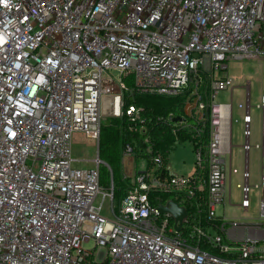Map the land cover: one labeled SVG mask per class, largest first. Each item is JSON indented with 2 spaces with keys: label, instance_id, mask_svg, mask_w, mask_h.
Masks as SVG:
<instances>
[{
  "label": "built area",
  "instance_id": "1",
  "mask_svg": "<svg viewBox=\"0 0 264 264\" xmlns=\"http://www.w3.org/2000/svg\"><path fill=\"white\" fill-rule=\"evenodd\" d=\"M254 59L264 0H0V264H264V92L256 145L250 82L239 146L233 98L218 101L234 90L229 61ZM135 94L184 100L157 114L127 105ZM105 117L124 133L119 210L100 180ZM76 134L99 149L91 168L73 167ZM181 144L195 155L188 174L171 162ZM256 189L261 223L226 217L227 205L249 212ZM169 202L186 209L180 230L159 211Z\"/></svg>",
  "mask_w": 264,
  "mask_h": 264
},
{
  "label": "rangeland",
  "instance_id": "2",
  "mask_svg": "<svg viewBox=\"0 0 264 264\" xmlns=\"http://www.w3.org/2000/svg\"><path fill=\"white\" fill-rule=\"evenodd\" d=\"M228 73L229 76L233 79L234 90L231 94L229 91L220 92L218 95V101L223 104H230L231 98H233V111H234V122H233V143L235 146H239L242 143V113L239 109L238 105L245 101V95L247 91V86L250 82V92H251V100L252 105L254 106V135L252 138L253 145L261 143V136L259 133V125H260V111L256 108V106L260 105L261 95L264 92V59H254V60H231L228 63ZM115 77L119 78L118 72H113ZM112 121L111 117H105L102 121L103 126L107 124V122ZM234 167L242 170L243 163L241 158V152L239 148H234ZM99 156V149L91 140L85 138L83 134H76L74 137L73 143V157L77 159L74 163V168L78 169H88L94 166L93 160ZM103 161V160H102ZM104 162V161H103ZM171 162L173 165V169L176 174H188L195 162L194 151L191 147H183V145H178L175 150L171 151ZM106 167V166H102ZM250 171L252 175H259L261 172V159H260V151L254 150L251 153L250 158ZM238 179L235 178L233 180V204L237 205L240 203V195H238V191L236 185L238 183ZM260 183L258 177L252 179L251 185L255 187ZM111 185V183H110ZM108 188V187H107ZM106 189V188H104ZM102 202V196L96 200V204H100ZM259 191L256 189L252 193V202L251 209L249 212H244L240 208L231 207L229 205L226 206V217L231 219H237L240 222L244 223H261L259 218ZM111 201L106 200L104 202L103 215L107 217H112L111 211ZM114 207L116 210H119L120 202L118 199L114 201ZM223 207H217L218 216H222ZM212 233H216L215 230H211ZM83 247L87 249H91L94 247V243H86Z\"/></svg>",
  "mask_w": 264,
  "mask_h": 264
},
{
  "label": "trees",
  "instance_id": "3",
  "mask_svg": "<svg viewBox=\"0 0 264 264\" xmlns=\"http://www.w3.org/2000/svg\"><path fill=\"white\" fill-rule=\"evenodd\" d=\"M129 87H133L131 79L127 81ZM184 96L176 99L164 98L156 95H138L135 94L134 101L126 96L127 105L137 103L144 106L147 111L157 114L168 111H180ZM124 133L121 122L118 119H112L105 126L102 125L100 138V158L107 164L100 168V180L102 188L110 187L113 181L115 185V200L121 201L124 192L125 181L122 177V149L124 143ZM164 198H167L166 196ZM168 199V198H167Z\"/></svg>",
  "mask_w": 264,
  "mask_h": 264
},
{
  "label": "water",
  "instance_id": "4",
  "mask_svg": "<svg viewBox=\"0 0 264 264\" xmlns=\"http://www.w3.org/2000/svg\"><path fill=\"white\" fill-rule=\"evenodd\" d=\"M159 211L161 213L167 212V213L172 214L176 222V228L178 230L181 229V225L184 223V220L187 217L186 209L179 207L175 202H169L167 206L159 207Z\"/></svg>",
  "mask_w": 264,
  "mask_h": 264
},
{
  "label": "crops",
  "instance_id": "5",
  "mask_svg": "<svg viewBox=\"0 0 264 264\" xmlns=\"http://www.w3.org/2000/svg\"><path fill=\"white\" fill-rule=\"evenodd\" d=\"M233 93V91L231 92V94Z\"/></svg>",
  "mask_w": 264,
  "mask_h": 264
}]
</instances>
